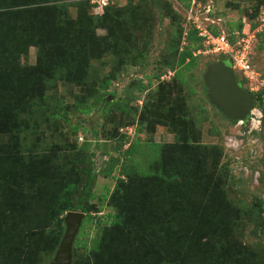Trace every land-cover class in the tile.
<instances>
[{"label": "rangeland", "instance_id": "1", "mask_svg": "<svg viewBox=\"0 0 264 264\" xmlns=\"http://www.w3.org/2000/svg\"><path fill=\"white\" fill-rule=\"evenodd\" d=\"M93 1L98 0H0V47L12 46L16 59L11 61L25 72L19 81L20 114L15 128L0 134V144L22 158L54 166L61 177L57 182L74 183L68 194L71 204L85 188L80 203L96 212L92 223L81 225L74 237L70 264H97L94 255L103 229L112 220L114 209L109 200L115 187L140 209H145L146 200L160 195L162 207L152 209L151 214L168 208L174 220L185 210L207 219L212 218L210 212L227 217L230 223L220 231L218 223L212 234L209 228L203 231L206 237L198 232L201 241L197 245H207L200 248L205 264H239L233 254L238 248L250 262L264 264V37H256L264 30V0H195L192 12L176 0H130V5L139 7L135 18L140 23L132 20L120 38L111 40L102 19L108 25L106 14L126 11L129 0H108L103 7ZM206 5L208 13L200 12ZM56 7L61 15L54 14ZM46 8L54 33L63 32L67 24L91 37L80 41L74 51L78 53L69 61L64 53L44 59L42 68L37 64L38 48L26 45L16 51L12 32H23L30 25L29 14L37 17ZM184 15L186 23V17L193 16L219 35L233 34L241 22L244 34L238 39L242 36L248 43L255 77L248 80L240 73L235 75L238 82L244 80L242 87L248 92H262V106L256 105L250 117L255 127L250 128V119L241 125L227 120L206 98L203 77L207 64L227 57L193 51L191 67L177 69L182 86L173 81L174 72L164 67L170 39ZM125 41L134 47L121 59ZM34 66L39 71L34 70L38 83L33 86L24 75ZM27 88L33 91L28 93ZM159 90L157 95L171 103L163 104L155 116L147 115L144 104ZM85 109H89L86 114ZM170 113L175 114L176 128L170 125ZM129 145L133 147L126 156ZM162 149L168 158H161ZM154 164L173 177L162 181L149 173ZM0 220V264L51 262L49 256L53 258L58 246L52 249L46 229L23 232L28 222L18 215H0ZM215 221L210 219L207 224L215 225ZM167 249L166 256L148 264H196L183 258L184 248ZM121 262L140 264L131 258Z\"/></svg>", "mask_w": 264, "mask_h": 264}, {"label": "trees", "instance_id": "2", "mask_svg": "<svg viewBox=\"0 0 264 264\" xmlns=\"http://www.w3.org/2000/svg\"><path fill=\"white\" fill-rule=\"evenodd\" d=\"M42 1L43 0H39V2ZM176 1L187 10L192 0ZM128 3L129 5L125 8L126 11L112 10L110 13L106 14L108 25L103 21L104 19H102L101 24L105 26L108 39L120 38V34L133 22H139L140 19L135 18L139 14V7L130 5V0ZM15 5L22 4L15 3ZM38 13L37 17L35 14H29V18L30 16L32 17L29 20L30 25L23 32H12V42L18 46L16 49L13 47L16 51L21 50L22 47L26 45L36 46L39 50L37 64H40L42 68L44 59L52 60L64 53L65 59L69 61L73 58L72 55L74 53H78V51H74L76 48L80 47V41H87V39L89 40L91 37L90 33H87L89 36L87 37L85 33L78 30V28L71 29V26L67 24L63 32L58 31L54 33L52 22L47 18L49 17L50 10L46 8ZM54 14L57 16L61 15V10L56 7ZM10 17L11 14L5 17V19ZM164 17L167 18L168 14H165ZM130 19L131 22H129ZM181 22L182 24L180 23L179 26L177 25L176 34L172 36L167 47L169 60H165L163 65L169 71L174 72L172 77L173 81H175L177 85L182 86L183 82L179 77L177 69H187L191 67L194 60L193 51L203 50V44L194 28L185 22V15ZM206 27L213 35H219L216 29L211 28V26ZM253 27L254 25H251V28ZM241 28L242 24L238 21L236 32L225 35V38L230 44H234L238 37H240ZM256 37L263 38L264 30L256 34ZM184 42L186 44L181 46ZM121 44V57H124L133 49L134 45H132L130 41H125V43ZM1 47L0 134H9L8 132L15 128V121L20 114L19 106L22 88L20 87L19 81L22 77L20 75L25 72L18 66L17 62H12L16 59L15 51L11 50L12 46ZM89 47L90 46H88V48ZM82 50L83 49L79 50L81 55L83 54ZM13 57L15 58L13 59ZM123 57L121 59H123ZM218 57L222 58L223 56ZM34 70L39 71L37 67L34 66L33 68H28L26 71L27 74L24 75L27 82L33 86L35 82L38 83V77ZM243 81V79L239 80L241 86L243 85ZM107 83L108 82H105V85H107ZM31 91H33V88L26 89L28 93ZM160 91L161 90L154 92L156 96H151L147 103L144 104L143 112L147 115L155 116L157 111L161 112L160 108L163 104L167 107L169 103H171L170 99L162 98L163 96L161 94L160 96L157 95ZM255 94L257 97V107H261L262 92H257ZM88 111L89 109H85L83 113L86 114ZM170 116V125L176 128L174 122L175 114L172 116L170 113ZM182 119L186 121V124H190L186 116L183 115ZM82 145L80 149L83 147ZM179 146H181V143H179ZM132 147L129 145L124 151L126 156L131 152ZM179 148H182V146ZM166 151L167 150L164 149L160 150L162 159L167 157L168 152ZM161 162L164 164L163 161ZM153 167L154 168H152V171L149 173L153 172L152 174L158 179L164 181L173 177L170 172L163 170L160 166L154 164ZM88 177L91 178L89 174ZM59 179H61L60 174L54 166L48 163L47 165H42L33 159L22 158L0 144V215L2 218H10L18 215L26 222H28L27 220L30 217H33L34 219L28 222L22 231L37 233V231L41 229H46L49 233L48 237H52L50 238L52 249L59 245L62 238L64 232L63 217L66 212L79 211L83 213L85 216L80 224L82 228L92 223L96 213L88 206L80 203L82 196L85 195V188L76 199L75 204L72 205L68 194L72 192L74 183L63 185V181L57 182ZM160 198V195H158L157 198L146 200L145 209H140L136 203L130 202L125 199V197H122L119 188H114L109 200V204L114 209V213L110 225L108 228H104L101 233L100 243L94 255L97 264H123L124 261H121L123 259L126 261L127 258L137 260L140 264L154 263L158 256H166L168 254L167 248L170 246L184 248L186 252L183 258L185 260H189L196 264H205L206 258H202L200 248H206L207 245L204 243H202L201 246L197 245V241H201L198 232H206L209 228L212 234L218 223H220L219 230L221 227L224 228L227 226L230 220L227 217H218L215 212H210L209 215L212 218L207 219L203 217V215L198 216V212H190L189 210H185V212H182L180 217H178V220H174L171 218V214L169 215L170 212L168 208L164 209L162 213L156 212L155 214H151L152 209H160V207H162L159 205L161 201ZM41 211L42 213L38 216ZM156 215H159V218H157ZM210 219L216 220L215 225L207 224L210 223ZM199 222H203L207 225L201 226L198 224ZM155 223L157 224V228L154 226ZM216 233L215 235H217ZM202 235L204 237L207 236L204 232ZM215 235L213 237H215ZM21 242L27 247V242L25 243V240H21ZM75 245L76 240L74 246ZM239 249L240 248L233 253L234 257L239 259V264H254L250 262L249 258L243 257V254L238 251ZM186 255L187 257L189 256V259L186 258ZM51 258L52 256L50 255L49 261H51ZM223 259L226 260V258Z\"/></svg>", "mask_w": 264, "mask_h": 264}, {"label": "water", "instance_id": "3", "mask_svg": "<svg viewBox=\"0 0 264 264\" xmlns=\"http://www.w3.org/2000/svg\"><path fill=\"white\" fill-rule=\"evenodd\" d=\"M231 65L229 57L207 64L203 77L205 94L209 104L224 118L232 122H245L256 108L257 97L240 85ZM84 216L78 211L64 214V232L49 264H70L71 246Z\"/></svg>", "mask_w": 264, "mask_h": 264}, {"label": "built area", "instance_id": "4", "mask_svg": "<svg viewBox=\"0 0 264 264\" xmlns=\"http://www.w3.org/2000/svg\"><path fill=\"white\" fill-rule=\"evenodd\" d=\"M108 0H98L93 1V3L97 4V6L103 7L107 4ZM197 5L194 0L190 2L189 8L187 9V12H192L193 7ZM205 11L207 14L209 11V6L206 5L202 8H200V12ZM198 12V10H196ZM186 17V21L188 24H190L194 30L197 32V36L201 38L202 44H203V50L197 51V53L204 54H211V55H218L223 57H230L232 61V68L235 72L240 73L248 80H252L254 76V72L251 69V66L249 64L248 60V53H247V44L246 42H243V38L241 36L240 39H237L234 44H230L228 40L225 38L224 34L220 35H213L207 27H204L202 25V20L195 19V17L191 16ZM249 31V30H248ZM256 31V30H255ZM254 32L253 34H255ZM241 34L244 33L241 31ZM242 43V44H240ZM194 55V54H193ZM254 111V110H253ZM252 111V113H253ZM254 116V114L251 115V117ZM258 117V116H257ZM250 119L249 126L250 128L255 127L254 120ZM260 119V117H259ZM244 122L238 121V124L241 125ZM256 123L259 124V120L256 121Z\"/></svg>", "mask_w": 264, "mask_h": 264}, {"label": "flooded vegetation", "instance_id": "5", "mask_svg": "<svg viewBox=\"0 0 264 264\" xmlns=\"http://www.w3.org/2000/svg\"><path fill=\"white\" fill-rule=\"evenodd\" d=\"M235 72V71H234ZM236 73V72H235Z\"/></svg>", "mask_w": 264, "mask_h": 264}]
</instances>
